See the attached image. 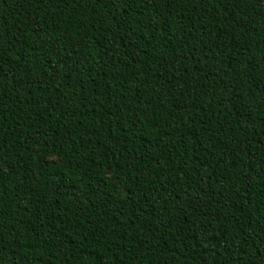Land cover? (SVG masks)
<instances>
[{
  "label": "trees",
  "instance_id": "16d2710c",
  "mask_svg": "<svg viewBox=\"0 0 264 264\" xmlns=\"http://www.w3.org/2000/svg\"><path fill=\"white\" fill-rule=\"evenodd\" d=\"M0 264H264V0H0Z\"/></svg>",
  "mask_w": 264,
  "mask_h": 264
}]
</instances>
